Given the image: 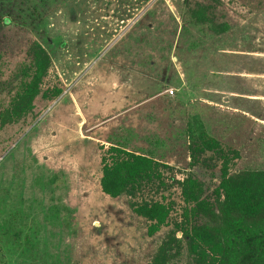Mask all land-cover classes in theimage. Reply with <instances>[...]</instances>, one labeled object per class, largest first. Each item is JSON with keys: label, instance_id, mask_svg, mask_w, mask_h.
<instances>
[{"label": "rangeland", "instance_id": "rangeland-1", "mask_svg": "<svg viewBox=\"0 0 264 264\" xmlns=\"http://www.w3.org/2000/svg\"><path fill=\"white\" fill-rule=\"evenodd\" d=\"M206 1L225 31L195 22L185 0H0L2 81L34 38L51 59L32 111L0 127V223L24 215L15 225L33 236L27 248L0 236V264H150L169 231L168 264H192L193 224L237 245L220 181L224 163L229 176L264 170V0ZM15 83L0 84V105ZM202 130L218 149L202 147ZM109 145L159 162L136 198L169 206L153 234L129 196L101 190ZM186 177L207 211L183 215Z\"/></svg>", "mask_w": 264, "mask_h": 264}, {"label": "trees", "instance_id": "trees-1", "mask_svg": "<svg viewBox=\"0 0 264 264\" xmlns=\"http://www.w3.org/2000/svg\"><path fill=\"white\" fill-rule=\"evenodd\" d=\"M185 4L195 22L208 24L216 33L228 28L226 22H219L216 19L209 1L185 0ZM9 22L10 19L0 17V31L3 25ZM3 50L0 49V84L10 85V81L16 83L8 101L0 105V127L18 122L32 111L35 99L41 93V81L51 61L47 49L34 38L26 51V60L19 61L11 69L9 81L8 76L2 81V69L7 68L5 67L7 50ZM199 138L204 149L219 148L218 141L204 130L199 133ZM160 177L159 162L145 155L109 145L101 156L99 183L102 192L111 197L123 193L129 196L132 210L149 221L148 234H153L165 224L169 216V206L156 199L136 198L146 187H151L155 181L160 180ZM57 178L56 173L49 176V179ZM50 183L56 184L57 180ZM220 188L223 191V200L219 209L224 217L234 216V225L239 232L236 234L237 245H234L235 248L225 246L223 250L220 247L221 241L206 225L193 224L183 235L188 251L193 257L192 264H264V170L246 171L229 176L224 163ZM200 192L201 185L197 179L191 177L183 179L181 193L184 201L189 204L184 208V216L190 211L198 214L208 210L207 202L200 199ZM20 217L3 220L0 223V236L6 243L13 241V244L18 246L31 247L33 242L31 233H23L18 225H15L19 223ZM176 246V237L169 231L159 244L150 264H168L174 256Z\"/></svg>", "mask_w": 264, "mask_h": 264}, {"label": "built area", "instance_id": "built-area-1", "mask_svg": "<svg viewBox=\"0 0 264 264\" xmlns=\"http://www.w3.org/2000/svg\"><path fill=\"white\" fill-rule=\"evenodd\" d=\"M169 92H170V93H172V92H173V90H172V89H170V90H169Z\"/></svg>", "mask_w": 264, "mask_h": 264}]
</instances>
